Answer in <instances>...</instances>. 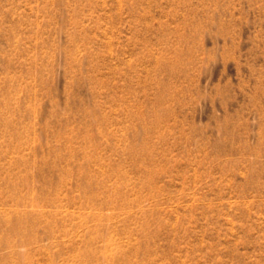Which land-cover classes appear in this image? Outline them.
Here are the masks:
<instances>
[{
	"label": "rangeland",
	"instance_id": "obj_1",
	"mask_svg": "<svg viewBox=\"0 0 264 264\" xmlns=\"http://www.w3.org/2000/svg\"><path fill=\"white\" fill-rule=\"evenodd\" d=\"M0 264H264V0H0Z\"/></svg>",
	"mask_w": 264,
	"mask_h": 264
}]
</instances>
